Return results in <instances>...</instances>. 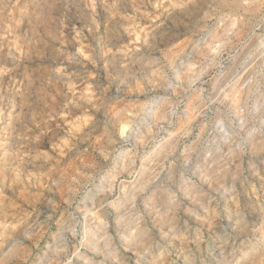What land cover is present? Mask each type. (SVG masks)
Wrapping results in <instances>:
<instances>
[{"label":"rangeland","instance_id":"1","mask_svg":"<svg viewBox=\"0 0 264 264\" xmlns=\"http://www.w3.org/2000/svg\"><path fill=\"white\" fill-rule=\"evenodd\" d=\"M0 264H264V0H0Z\"/></svg>","mask_w":264,"mask_h":264},{"label":"clouds","instance_id":"2","mask_svg":"<svg viewBox=\"0 0 264 264\" xmlns=\"http://www.w3.org/2000/svg\"><path fill=\"white\" fill-rule=\"evenodd\" d=\"M108 199H109V197H108V196H105L104 199L101 200V201L99 202V207H100L101 209H105V201L108 200ZM69 201H70L71 203H68V202L64 201V197H63V195L60 196V202H61V203H60V208H61L64 212H68L69 209L72 208V205H77V206H78V201L76 200V198H75L74 195L69 194ZM66 203H68V207H67V208L65 207V204H66ZM101 217H103V212H101ZM97 222L100 223V224H103V223H104L103 219H101V220H99V221H97Z\"/></svg>","mask_w":264,"mask_h":264}]
</instances>
